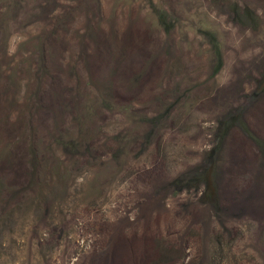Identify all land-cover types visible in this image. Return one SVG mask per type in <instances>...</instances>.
Wrapping results in <instances>:
<instances>
[{"label": "rangeland", "instance_id": "obj_1", "mask_svg": "<svg viewBox=\"0 0 264 264\" xmlns=\"http://www.w3.org/2000/svg\"><path fill=\"white\" fill-rule=\"evenodd\" d=\"M0 264H264V0H0Z\"/></svg>", "mask_w": 264, "mask_h": 264}]
</instances>
